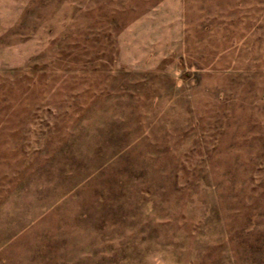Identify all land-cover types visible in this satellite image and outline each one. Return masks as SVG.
<instances>
[{
	"label": "rangeland",
	"instance_id": "rangeland-1",
	"mask_svg": "<svg viewBox=\"0 0 264 264\" xmlns=\"http://www.w3.org/2000/svg\"><path fill=\"white\" fill-rule=\"evenodd\" d=\"M0 264H264V0H0Z\"/></svg>",
	"mask_w": 264,
	"mask_h": 264
}]
</instances>
